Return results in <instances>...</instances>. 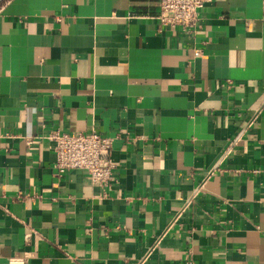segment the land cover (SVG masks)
Listing matches in <instances>:
<instances>
[{"label": "crops", "instance_id": "1", "mask_svg": "<svg viewBox=\"0 0 264 264\" xmlns=\"http://www.w3.org/2000/svg\"><path fill=\"white\" fill-rule=\"evenodd\" d=\"M158 3L0 0V264H264L262 0ZM92 129L106 188L54 168Z\"/></svg>", "mask_w": 264, "mask_h": 264}, {"label": "built area", "instance_id": "2", "mask_svg": "<svg viewBox=\"0 0 264 264\" xmlns=\"http://www.w3.org/2000/svg\"><path fill=\"white\" fill-rule=\"evenodd\" d=\"M208 0H159L155 15L162 26L181 27L193 32L200 20V12ZM264 14V0H262ZM201 51L196 49L195 56ZM53 143L54 168L57 175L69 170H83L90 180L102 188L113 181L115 164L111 159L113 138L95 130L85 132H61L53 130L47 137ZM229 149L227 150V152Z\"/></svg>", "mask_w": 264, "mask_h": 264}]
</instances>
